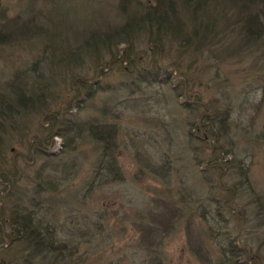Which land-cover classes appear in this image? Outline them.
<instances>
[{"label": "rangeland", "instance_id": "374dc122", "mask_svg": "<svg viewBox=\"0 0 264 264\" xmlns=\"http://www.w3.org/2000/svg\"><path fill=\"white\" fill-rule=\"evenodd\" d=\"M193 5L0 1V264H228V239L241 263L264 264V0ZM148 9L168 18L161 36L133 31ZM123 29L131 42L107 46ZM156 64L168 83L152 80ZM94 120L118 126L107 158L119 179ZM60 122L72 131L53 135ZM14 210L30 211L48 252L9 240Z\"/></svg>", "mask_w": 264, "mask_h": 264}, {"label": "trees", "instance_id": "16d2710c", "mask_svg": "<svg viewBox=\"0 0 264 264\" xmlns=\"http://www.w3.org/2000/svg\"><path fill=\"white\" fill-rule=\"evenodd\" d=\"M190 1L191 0H189V2ZM193 1H194L193 6L201 7V3L204 0H192V2ZM242 9H243V12H241L242 16L244 15L241 18L242 21L244 22L242 25L243 26L242 35L246 40H251V41L255 40L257 36L256 34L251 32L252 15L248 13L247 11L245 12V9L243 6H242ZM147 12H153L154 15L147 16V14H145V19H143L139 24L137 23V25H135V28H133V31L141 32L143 31V29H146L147 32L150 34L156 33V35L161 36L160 34L164 32L162 25H164V22L168 21L167 16L161 14L160 11H158V9H148ZM155 14H158L160 18L158 19L155 16ZM196 18L197 19L190 21L191 22L190 24L192 25L191 33L193 34V37H197L199 40H203L205 37V32L209 28L207 25L208 21L202 19V17H200V14L199 15L196 14ZM201 20H204L207 22L202 23L203 21L200 22ZM154 29H156V31ZM153 30L155 31V33H153ZM116 32L117 33H114V34L112 33L109 37H107L106 39L107 46H109L112 40L113 42H115V45H117L120 42H128V43L131 42L129 41V37L132 39V35H130L131 34L130 30L123 29L122 31H116ZM178 32L180 35H183V38L185 39L186 43L191 42V36H192L191 33H186L185 31L182 30V28H180ZM259 34L260 33H258V35ZM7 37H8L7 30H5L4 32L3 27L0 25V44H3L5 41H7ZM153 42L156 45H159V42L157 40H153ZM154 67L156 71L154 74L151 75L152 80L158 83H161V84L168 83L171 72L159 67L158 64H156ZM145 77L148 78V76H145ZM75 85L76 87H78L79 90L81 88L84 89V87L86 86L83 80H79V79L75 81ZM89 94L90 93H86V97L90 96ZM76 105H78V102L76 103ZM101 112L103 114L107 113V107L106 106L102 107ZM213 113H215V111ZM216 114L218 113H215V115ZM210 115L211 114L209 113L207 114V120L205 121H209L211 119ZM220 117L221 119H225L227 117V113H224V111H222L220 113ZM56 120H57L56 118L52 119L51 123L52 124L58 123V121ZM208 125L209 126L212 125L211 122H208ZM58 127L59 129H57L53 133V135L65 136L66 134L65 130L72 131L73 129L70 122H66V124H64L63 122H60ZM87 130L89 134L96 141L103 144L102 154H101L102 159H100V163L103 162L105 169L107 170L108 174L112 176L113 179H119L122 176L121 169L116 164V161L114 160V158H110V159L107 158L108 155L110 156L109 151L115 147V142H116L115 140H116V136L118 132V126L113 122L109 123V122H100L98 120H94L88 124ZM210 132L212 134L214 133L213 130H211ZM190 133L192 134V132ZM40 146L45 147L47 146V144L43 141ZM106 158L107 160H105ZM42 190L43 188L38 185L35 188V193L38 194ZM9 221H10V225L12 227L13 232L14 231L18 232V234L16 235L18 239L13 238L11 233H10L11 235H8L10 236V238L12 237L11 239H9L12 243L17 242V241H23L24 244H26V246L30 249L31 253H41L43 251L45 252L49 251L48 243H50L51 241L49 239H43L42 236L44 235V233H40V231L37 229L36 221L33 215L30 213V211L24 210L22 212V211L14 210L12 214V218ZM226 249H227L226 255L228 256V260H227L228 264H246V263H241L240 256L242 255V251L239 248V246L236 244L235 240L228 239V242L226 243Z\"/></svg>", "mask_w": 264, "mask_h": 264}]
</instances>
